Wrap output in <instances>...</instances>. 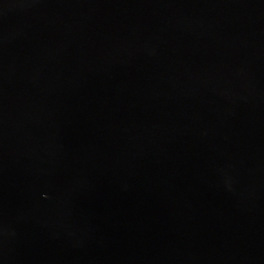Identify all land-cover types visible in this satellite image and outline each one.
I'll list each match as a JSON object with an SVG mask.
<instances>
[{"label": "water", "instance_id": "obj_1", "mask_svg": "<svg viewBox=\"0 0 264 264\" xmlns=\"http://www.w3.org/2000/svg\"><path fill=\"white\" fill-rule=\"evenodd\" d=\"M0 264H264V0H0Z\"/></svg>", "mask_w": 264, "mask_h": 264}]
</instances>
